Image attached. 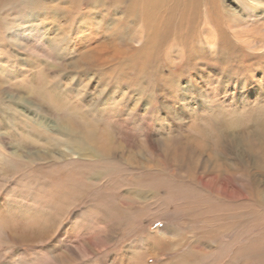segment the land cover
<instances>
[{
    "label": "rangeland",
    "instance_id": "rangeland-1",
    "mask_svg": "<svg viewBox=\"0 0 264 264\" xmlns=\"http://www.w3.org/2000/svg\"><path fill=\"white\" fill-rule=\"evenodd\" d=\"M55 1L0 0V264H171L176 257L177 264H260L264 0H198V22L185 23L178 37L187 47L162 48L164 59L144 79L108 77L110 63L98 70L79 59L100 34L64 36L55 27L65 22L63 10H50L71 1ZM90 1L76 5L70 27ZM42 77L56 92L69 86V102L87 112L83 123L51 113L45 91L33 94ZM87 120L107 139L109 158L91 163L104 176L97 183L75 176L81 194L49 208L52 167L7 166L16 146L22 160L28 153L11 133L33 138L26 122L59 139L67 123L83 136ZM38 210L50 213L39 217L45 228L33 230Z\"/></svg>",
    "mask_w": 264,
    "mask_h": 264
},
{
    "label": "bare ground",
    "instance_id": "bare-ground-1",
    "mask_svg": "<svg viewBox=\"0 0 264 264\" xmlns=\"http://www.w3.org/2000/svg\"><path fill=\"white\" fill-rule=\"evenodd\" d=\"M51 1L56 2L55 0ZM69 1L71 2L63 5L61 7V10H55L51 8L50 12H61L63 10L60 18L63 16L65 22L63 23V25L57 24L55 25V27L61 29L60 32H62V34H70L71 29H74V31L77 33H81L82 31H84L82 29H88V33L86 32L87 34H85L87 36L92 34L90 35V37H92L93 39L95 38L94 32L97 31V33L100 34V36H98V39H94V41H96L97 43L92 46V48L90 46V48L80 53L79 59L87 64H91V67H95L96 69L99 68L98 70L105 67L106 64L110 63V65L108 64L109 67L106 68V74L108 77L117 76L127 79H131L132 76L134 77V79L135 77H139L140 79L148 77L147 72L149 71V68L151 70V73L154 70L157 71L156 67L161 63L159 61H162V59H164V57L161 55L162 48L172 49L173 42L183 43L184 45L186 44L185 41H182L180 38H178L182 33L186 36L185 31H183L181 28H184V26L187 27L185 23L194 25L196 22H198V20H196L195 14L193 13H197L199 5L201 3L198 0H91L90 3H88V5L86 6L85 13L81 15L82 17H78L79 19H77L81 20L80 24L78 23V26L72 28L69 26L70 24L68 25L70 20L69 18L76 8V5H80V3H82V0ZM257 2L259 1L257 0ZM50 7L52 6L50 5ZM88 10H93L94 12L91 13ZM97 13H99V16H97ZM54 18L56 19V16ZM220 22L221 21L219 20L215 21V26L217 25L218 27ZM228 24L230 23L228 22ZM94 25L98 26L97 30H93ZM10 35L11 33H9V38H11ZM12 36H14V34H12ZM101 38L103 40H101ZM93 39H91V42H93ZM89 40L90 39H88V41ZM140 41H143L140 46L138 45L137 48L133 47V42L137 43ZM89 44L91 43L89 42L86 45ZM185 47L187 46L185 45ZM160 55L161 57H159ZM111 66H115V68L112 69ZM102 76L104 75H101V77ZM46 78H41L43 83L39 84L40 87L32 86L34 89V91L32 89L33 94H37V96H39L40 93L45 91V94H43V96L47 98L48 104L46 106H48L50 112L52 110V112H56L57 115H60L65 114V111H67L75 114V116L79 118L78 120L82 121L83 123V120L85 121V118L87 116V112L83 111L82 113L79 110L77 111L76 103H72V101L69 102L68 97H66V92L70 90L69 88L67 90L66 87L69 86H63L65 89L62 92H56L55 90H57L59 87L56 84L57 82L55 84L58 87L57 89H54L56 86H53L54 88H52V86L48 84ZM33 83L35 84V82ZM38 83L40 82L38 81ZM29 84L30 83H28L27 85ZM113 84L115 83L113 82ZM77 112L81 113L78 114ZM16 115L18 116V114ZM88 121L89 120H87L86 123L89 126V130L88 133L83 134V136H75L74 133H72L73 129L67 123H65V125H61L62 128L65 129V132L60 130V133H63L64 136L59 135V139L57 138V136L48 134L46 132L47 128H44V126L41 127L39 126V124L38 127L32 126L31 124L27 125L26 122L24 123V127H26V129L23 128V130L25 129V131L31 132L34 135L33 138H31L30 136L24 137L23 134H15L13 132L11 133L12 136L18 139V142H22V148L25 147V149H28V153L25 156L26 159L22 160V156L24 154L21 151H23V149L16 146V148L10 152L9 156L6 155L8 158V163H6L7 166L12 168L13 166H15V163H21L20 166H24V169L26 168L28 170L31 168L42 166L52 167L50 171L51 173L49 174V176H47L48 178L50 177V182H48L47 184H50L47 196L50 195L52 202L50 203L51 206H49V208L54 206L55 202H67V200H69L70 198L74 199L75 197H77V194H81V185L78 184L75 176H80L83 179L90 178L96 183L104 176V172H101L102 170H100L102 169V167L100 168V166L92 165L91 163L97 164L106 161L109 158L110 149L105 146L107 143L106 137L100 136L96 127H94V125H92V123ZM21 123H23V121ZM12 127L13 129L15 128L13 125ZM104 150L107 154L104 153ZM75 155L76 159H71L72 157H75ZM14 156H17L21 160H11V158ZM66 163L79 165V170L75 169L74 167L72 169L64 167ZM86 164H89V166H92L93 168L83 167ZM45 170L47 171V168ZM86 181L88 182V180ZM139 194V192H135V195L139 196ZM73 196L75 197L73 198ZM55 205H57V203H55ZM48 213L50 212L44 210H38L37 213H33L34 220L31 229L35 230L38 228V226L41 229L45 228V224L40 222L41 220L39 219V217H41V214L48 215ZM45 215L42 218H47L45 217ZM252 253H254V251L251 252V254ZM256 255H258L257 257H259V260L262 259V261L259 263L264 264V251H257ZM179 261L180 258L178 259L176 257L175 260L168 263L177 264V262Z\"/></svg>",
    "mask_w": 264,
    "mask_h": 264
}]
</instances>
